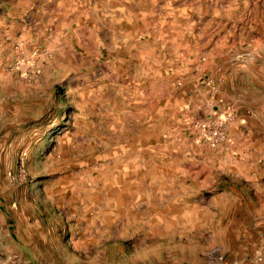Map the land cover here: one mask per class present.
<instances>
[{
    "label": "rangeland",
    "instance_id": "1",
    "mask_svg": "<svg viewBox=\"0 0 264 264\" xmlns=\"http://www.w3.org/2000/svg\"><path fill=\"white\" fill-rule=\"evenodd\" d=\"M0 264H264V0H0Z\"/></svg>",
    "mask_w": 264,
    "mask_h": 264
}]
</instances>
